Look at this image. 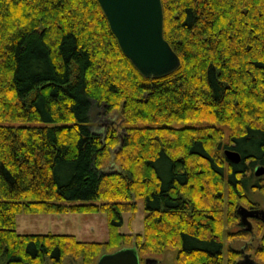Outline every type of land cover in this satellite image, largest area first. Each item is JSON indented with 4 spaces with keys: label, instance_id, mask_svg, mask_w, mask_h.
I'll list each match as a JSON object with an SVG mask.
<instances>
[{
    "label": "trees",
    "instance_id": "trees-1",
    "mask_svg": "<svg viewBox=\"0 0 264 264\" xmlns=\"http://www.w3.org/2000/svg\"><path fill=\"white\" fill-rule=\"evenodd\" d=\"M161 4L180 63L146 78L98 0H0L4 264H95L122 246L135 247L140 264L169 247L176 264H237L231 248L223 260V208L240 220L238 205L264 192V173L253 171L264 165V0ZM93 107L118 109L125 134L94 130ZM111 153L119 170H107ZM137 199L143 231L122 233ZM65 212H104L107 240L16 231L19 213ZM256 253L264 262V245Z\"/></svg>",
    "mask_w": 264,
    "mask_h": 264
},
{
    "label": "rangeland",
    "instance_id": "rangeland-1",
    "mask_svg": "<svg viewBox=\"0 0 264 264\" xmlns=\"http://www.w3.org/2000/svg\"><path fill=\"white\" fill-rule=\"evenodd\" d=\"M100 44L98 34L95 35ZM101 46V44H100ZM102 48V47H101ZM103 50V49H102ZM96 106V105H95ZM91 114V126L96 131L106 124H113L117 133L125 134L122 127L124 125L123 117L118 109L108 113L103 112L98 107H93ZM91 111V112H92ZM107 170H119L118 164L114 161V154L111 153L107 160ZM264 183V180L262 181ZM249 207L253 204L254 207L264 208V192L253 191L250 193ZM137 208L131 217V213L123 212V223L119 228L122 233H141L143 231V218L146 214L143 202L141 199L136 200ZM239 219L228 221L226 219V208H223V224H222V239H223V260L227 259V248H231L235 261L240 258L239 249L244 247L251 257L258 263L264 262L257 256L258 249L264 245V225L257 220H251L252 230L244 231L239 224ZM16 231L18 233H70L81 241H98L107 240V219L104 212L82 213V212H65V213H19L16 215ZM126 247V246H122ZM119 247V248H122ZM114 249L110 252L116 251ZM176 247H169L162 253H146L141 255V264H145L146 258H153L158 261V264H176ZM69 262L68 257L65 258V264ZM4 264V259L0 261ZM44 264H51L47 258Z\"/></svg>",
    "mask_w": 264,
    "mask_h": 264
},
{
    "label": "water",
    "instance_id": "water-1",
    "mask_svg": "<svg viewBox=\"0 0 264 264\" xmlns=\"http://www.w3.org/2000/svg\"><path fill=\"white\" fill-rule=\"evenodd\" d=\"M110 29L120 49L137 71L146 78H159L173 72L180 63L163 36V10L161 0H98ZM225 158L238 163L240 154L230 148L223 150ZM254 175L264 173V165L254 167ZM241 223L251 229L249 218H260L264 224L263 208L237 207ZM145 264H158L153 258H146ZM95 264H140L135 247H122L102 254ZM240 264H258L245 254Z\"/></svg>",
    "mask_w": 264,
    "mask_h": 264
},
{
    "label": "flooded vegetation",
    "instance_id": "flooded-vegetation-1",
    "mask_svg": "<svg viewBox=\"0 0 264 264\" xmlns=\"http://www.w3.org/2000/svg\"><path fill=\"white\" fill-rule=\"evenodd\" d=\"M247 207V206H246ZM248 208H262V207H248ZM264 209V208H263ZM240 218V217H239ZM257 220V221H260L262 224H263V222L261 221V219L260 218H249V220L251 221V220ZM241 222V221H240ZM264 225V224H263ZM241 226H242V228L245 230V231H247V232H250L251 230H252V227H251V229H246V227L241 223ZM239 254H240V258L239 259H237V264H240V262L243 260V257H244V255L245 254H249V256H250V258L251 259H253L252 257H251V255H250V253L249 252H247L246 250H245V248L244 247H241L239 250ZM254 261H256L255 259H253ZM257 262V261H256ZM258 263V262H257ZM258 264H260V263H258Z\"/></svg>",
    "mask_w": 264,
    "mask_h": 264
}]
</instances>
